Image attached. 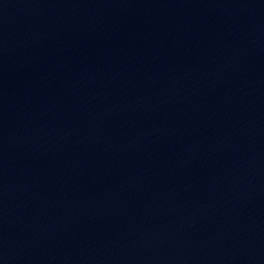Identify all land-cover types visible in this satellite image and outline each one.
Returning <instances> with one entry per match:
<instances>
[{"label":"water","instance_id":"95a60500","mask_svg":"<svg viewBox=\"0 0 264 264\" xmlns=\"http://www.w3.org/2000/svg\"><path fill=\"white\" fill-rule=\"evenodd\" d=\"M0 264H264V0H0Z\"/></svg>","mask_w":264,"mask_h":264}]
</instances>
